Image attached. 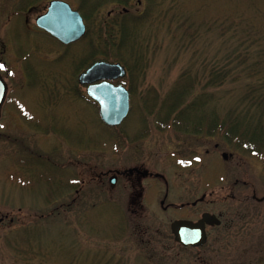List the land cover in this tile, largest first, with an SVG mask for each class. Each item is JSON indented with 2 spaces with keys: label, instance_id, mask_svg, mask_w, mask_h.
<instances>
[{
  "label": "rangeland",
  "instance_id": "rangeland-1",
  "mask_svg": "<svg viewBox=\"0 0 264 264\" xmlns=\"http://www.w3.org/2000/svg\"><path fill=\"white\" fill-rule=\"evenodd\" d=\"M50 1L0 0V73L8 85L0 117V264H200L199 255L213 262L215 232L199 251L181 247L171 238L174 216L162 214L159 197L153 198L155 204L144 199L143 215L153 228L162 225L166 239L141 241L136 219L125 208L133 190L121 177L114 183L110 177L134 167L161 173L169 181L167 201L177 202L183 195L194 199L236 186L233 193L240 199L207 207L228 210L229 217L250 205L251 211L257 209L252 198L264 197V157L222 137L183 133L162 121L168 105L191 82H199L194 93L208 99L204 119H211L212 110L224 116L247 107L242 104L247 79L229 78L218 87L207 80L227 62L236 64L247 45L252 44L246 65L261 53L264 59V0H157L153 18L140 32L148 51L147 61H138L143 71L118 61L128 70L120 82L131 93L130 114L118 127L102 121L78 75L93 61L89 41L100 23L125 8L145 14L147 0L128 6L108 1L91 23L85 22L91 26L88 38L68 45L36 24ZM64 1L80 11L81 0ZM157 9L166 11L164 18ZM245 37L254 44L241 46ZM100 171L107 174L94 178ZM163 186L158 180L145 183L156 195ZM114 203H123V209ZM234 218L241 230L243 219ZM236 231L234 240L223 242L216 264L243 262L249 245L243 231ZM248 243L252 253L264 245Z\"/></svg>",
  "mask_w": 264,
  "mask_h": 264
},
{
  "label": "trees",
  "instance_id": "trees-1",
  "mask_svg": "<svg viewBox=\"0 0 264 264\" xmlns=\"http://www.w3.org/2000/svg\"><path fill=\"white\" fill-rule=\"evenodd\" d=\"M108 1L124 6L130 5L132 2V0H81L80 13L85 22L91 23L94 14ZM157 5V0H147L145 14H133L127 9L105 18L100 23L96 36L92 38V41L90 38L89 41V57L93 60L90 61L91 64L97 60L124 61L123 63L130 70L136 68L142 72L138 61H147L148 51L142 43L140 32L144 25L153 18ZM160 11L157 9V15L164 18L166 11L163 14V10ZM171 18V21L177 19L174 13ZM141 22L142 24L139 25ZM90 33L91 26L89 24L84 38ZM247 33L249 34V32ZM245 38L240 41L241 46L246 45L245 42L247 41L254 44L255 41L252 38ZM251 45H247L238 53L237 59L239 61L236 64L231 66L229 65L230 62H227V65L221 66L218 71H211L212 73L207 80L208 85L218 87L226 83L229 78L242 77L247 79V87L242 100V104H247V107L244 109L241 107L234 108L224 116L218 112H212L214 111L212 110L211 119H204L206 108L209 105L208 99L206 96L196 95L197 93L194 91H199L197 90L199 82H191L177 95L176 100L168 105L165 112L166 117L162 123H168L175 130L183 133L222 137L254 155L264 157V67L260 68V61L264 59L261 53L260 59L256 60L258 62L255 61L253 65H246L245 56L247 53L249 54L248 49L251 48ZM128 61H137L138 63L132 67ZM89 65L86 64L85 67ZM193 94L194 96H192ZM188 96L189 98L192 97L190 101H186Z\"/></svg>",
  "mask_w": 264,
  "mask_h": 264
},
{
  "label": "flooded vegetation",
  "instance_id": "flooded-vegetation-1",
  "mask_svg": "<svg viewBox=\"0 0 264 264\" xmlns=\"http://www.w3.org/2000/svg\"><path fill=\"white\" fill-rule=\"evenodd\" d=\"M84 68L79 75L85 70ZM78 75V77H79ZM115 84H120V80H115ZM86 87V86H85ZM86 89V88H85ZM90 101V99H89ZM1 106V111H2ZM1 117V114H0ZM218 146V145H217ZM107 172L100 171L99 173H95L96 179L99 177H104ZM118 177H121L125 181V188H131L133 191L130 193V198L129 201L126 203V209L132 211V214L134 215V218L136 219L135 222V228L136 231L138 232V235L140 237V240L143 242H148V241H154V240H164L166 239V235L163 233V229L161 228L162 225H159L156 228H153L151 224L147 221L144 220L147 219V215L144 214V211L148 210L146 203L144 202V199H149V202L151 204H155L153 202L154 200L159 197V210L164 214L165 216H174L172 219L169 220V227L171 229L172 223L176 220H186V221H191V222H198L200 221L204 215L209 214L211 216H215V219L213 220V223L205 222L204 224V232H205V241L202 245L199 246H184L180 243L177 242L176 236L172 232V229L170 230L171 233V238L174 239L178 244L181 245V247L185 249H195V250H200L203 248L205 245L208 244L209 239H210V232H215L213 238V243L215 250V260L212 262L206 261V259L202 258V256H198V259L200 264H216L219 259L220 255V250L222 246H224L223 242H228L230 239L234 240L233 234L235 233V229L237 230L236 232L241 231L243 234V239L247 242V251L246 255L244 256V260L241 264H264V221H263V216H264V209L261 207L264 205V197L263 198H257L253 196V200L256 202L257 206V211L254 210L251 211V205L248 206L246 209H243V212L241 213H236L240 219H243V227L240 228L235 225V215H232V217L229 213L228 210H219V211H211L207 205L209 204H217L219 202H225L224 200H230L232 199H240L236 193H233L235 190L236 186H231V187H221L218 190H212L210 192H205L203 193L199 198H188L185 197V195L182 196V199L180 198L179 201H167L169 198V193H170V186H169V181L166 179V177L158 172H153L150 171L146 168L142 167H134L131 169H117L115 170L114 175L110 177V181L112 183L118 181ZM93 178V179H94ZM115 179V180H114ZM91 180V178H89ZM114 180V182H113ZM147 180H158L163 183V191H159L155 193L147 192L145 188V183ZM238 182V180H237ZM87 183L86 179H82V186H84ZM77 193H79L80 188H77L75 190ZM165 192L162 196V193ZM226 194H225V193ZM246 199H250L249 196H246ZM117 207L123 209L122 207L124 206L123 203H114ZM120 204V205H119ZM200 209H204L202 211H199ZM176 213V214H175ZM260 217L262 218V225L258 224V230H255L254 227H256V221L255 220H261ZM259 218V219H258ZM217 221H219L217 223ZM162 224V223H160ZM234 232V233H233ZM229 233V234H228ZM257 241L261 242L260 245L262 246V249L257 250V252H250L249 250L250 247V241ZM217 260V261H216ZM239 260L238 258L233 257L231 261L236 262Z\"/></svg>",
  "mask_w": 264,
  "mask_h": 264
},
{
  "label": "water",
  "instance_id": "water-1",
  "mask_svg": "<svg viewBox=\"0 0 264 264\" xmlns=\"http://www.w3.org/2000/svg\"><path fill=\"white\" fill-rule=\"evenodd\" d=\"M36 24L64 44L77 42L86 33L81 13L64 0H51L47 11L36 18ZM126 74L127 70L120 62L100 60L78 78L80 84L87 86L88 96L98 103L102 121L111 127L120 126L130 113L129 91L124 85L112 82L124 78ZM6 90L7 85L0 75V114ZM224 157L227 155L224 154ZM214 219L215 216L206 214L198 222L176 220L171 229L178 243L199 246L205 241V222L213 223Z\"/></svg>",
  "mask_w": 264,
  "mask_h": 264
},
{
  "label": "snow or ice",
  "instance_id": "snow-or-ice-1",
  "mask_svg": "<svg viewBox=\"0 0 264 264\" xmlns=\"http://www.w3.org/2000/svg\"><path fill=\"white\" fill-rule=\"evenodd\" d=\"M4 67V65L0 64V69H2Z\"/></svg>",
  "mask_w": 264,
  "mask_h": 264
}]
</instances>
